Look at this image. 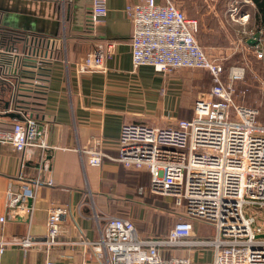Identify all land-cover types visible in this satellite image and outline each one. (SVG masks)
Here are the masks:
<instances>
[{
    "label": "crops",
    "instance_id": "crops-1",
    "mask_svg": "<svg viewBox=\"0 0 264 264\" xmlns=\"http://www.w3.org/2000/svg\"><path fill=\"white\" fill-rule=\"evenodd\" d=\"M241 1L229 7L204 0L202 6L184 9L187 17L197 20L195 37L209 56L239 61L240 55L242 60L246 54L257 58L256 43L264 50V28L257 29L254 4ZM142 2L107 0L105 17L91 25L92 0H0L4 26L51 38L53 52L44 68V105L37 113L48 147L18 150L0 142V264H42L46 259L97 264L80 239H97V219L101 224L106 215L131 219L141 238L167 236L170 218L162 213L167 200L149 192L150 174L127 169L116 160L120 127L127 121L166 125L190 119L195 99L208 92L211 82L204 69H133L131 9ZM244 12L247 19L241 21ZM256 32L260 35L252 43ZM98 42L113 43L103 59L104 70L77 73L74 63ZM3 88L0 85V96L8 99ZM250 101L238 100L244 105L254 103ZM2 106L0 102V113ZM14 120L0 115V128ZM94 139L101 141L104 153L98 165L89 164L86 153ZM51 205L69 207L52 245L45 243ZM205 227L194 223L192 239L208 234ZM24 237L34 244L23 247L19 241ZM166 254L182 253L172 248Z\"/></svg>",
    "mask_w": 264,
    "mask_h": 264
},
{
    "label": "built area",
    "instance_id": "built-area-1",
    "mask_svg": "<svg viewBox=\"0 0 264 264\" xmlns=\"http://www.w3.org/2000/svg\"><path fill=\"white\" fill-rule=\"evenodd\" d=\"M106 4L107 0H92L91 25L105 17ZM239 19L245 21L247 13H241ZM131 24L133 69L141 65L162 72L204 69L213 85L195 99L190 119L178 118L166 125L127 121L120 127L116 160L127 169L147 171L149 192L168 198L177 210L178 218L167 236L141 238L131 219L106 215L101 224L97 219L98 238H81L80 242L92 251L97 264H193L190 253L203 247L211 248V259L200 264H264V124L257 107L232 99V85L243 77L244 69L232 68L222 81V61L209 56L196 40L197 20L187 17L170 0L135 4ZM51 47V38L29 35L14 47L0 44L1 82L44 92V68L53 59ZM112 47V42H98L74 63L75 71L104 70V56ZM254 52L257 58L262 57L259 43ZM7 110L15 111L10 105ZM16 112L22 119L14 120L10 128H0V142L18 150L48 147L37 114ZM100 144L94 139L86 149L91 165L100 164L104 156ZM252 206L261 214H247ZM68 214L67 206L49 207L45 243H56L60 224ZM194 223L213 229L212 238L192 239ZM19 242L23 247L34 244L30 237ZM175 246L188 252L160 253V248ZM42 264L59 263L46 259Z\"/></svg>",
    "mask_w": 264,
    "mask_h": 264
},
{
    "label": "rangeland",
    "instance_id": "rangeland-1",
    "mask_svg": "<svg viewBox=\"0 0 264 264\" xmlns=\"http://www.w3.org/2000/svg\"><path fill=\"white\" fill-rule=\"evenodd\" d=\"M170 1L176 7L182 9L185 14H186L185 10H187L188 6H193L192 4L196 3L197 5H200V6L204 5V0H170ZM206 1L209 2V0H206ZM249 1L250 2H248V4L252 2L251 0ZM239 2H243V1L241 0H219L218 5L226 6L230 4L229 5L230 7V6L238 4ZM244 4L246 3L244 2ZM190 8L192 9V7ZM262 51L264 53L263 48H262ZM244 53L246 54L245 50H244ZM243 56L245 57L243 60H242V56L240 55L239 58L241 59L239 61L220 62L222 66L221 79L222 81L225 82L227 79L228 73L232 68L242 67L244 69L243 77L240 80L234 81L232 85L233 87L232 99L234 100V102L240 103L238 102V100L243 101V99L245 100L246 98H250L252 99V101L250 102L251 103L254 102V103L252 105L249 103L248 106H254V107H257L255 102H259L261 105V108L257 107L260 113L259 120L261 121V123L264 124V55H262V57H260L259 59L252 56V54H248V55L246 54ZM210 82H211L210 84V87H211L213 85V80H212L211 75H210ZM155 196L160 197L162 199L165 198L167 200L166 201L167 206L165 205L167 209H165L164 212L162 213L169 216L170 227H171L178 218L177 210L172 206L168 198L161 197L158 195H155ZM247 214H261V211H259L257 206H252L247 212ZM206 229L207 230L205 232H208V233L211 232L210 231L211 228L207 227ZM186 252L188 251L180 250V253L182 254ZM175 253H177V251H175ZM210 255H211V248L209 247H203L200 250L195 251L193 253V264H200L202 260H209L208 258L210 257Z\"/></svg>",
    "mask_w": 264,
    "mask_h": 264
},
{
    "label": "trees",
    "instance_id": "trees-1",
    "mask_svg": "<svg viewBox=\"0 0 264 264\" xmlns=\"http://www.w3.org/2000/svg\"><path fill=\"white\" fill-rule=\"evenodd\" d=\"M255 7V12L253 13V17L255 18L257 29L264 28V0H251ZM2 12L0 11V44L3 46H17L22 40L25 39V36L29 35L31 37L40 38L43 40L45 36L38 35L31 32L22 31L15 28L6 27L2 24ZM0 85L3 88V91L8 93L9 96V105L10 107L19 112L31 111L35 114L40 112L44 105L45 93L36 91V90H27L21 89L18 86L9 85L5 86L1 80ZM11 126H5L4 128H10ZM162 208V207H161ZM213 236V231L208 234L197 235V238L200 239H210ZM174 248L177 253L180 252L183 247L175 246V247H166L160 248V252L162 254L166 253ZM163 250V252H162Z\"/></svg>",
    "mask_w": 264,
    "mask_h": 264
},
{
    "label": "water",
    "instance_id": "water-1",
    "mask_svg": "<svg viewBox=\"0 0 264 264\" xmlns=\"http://www.w3.org/2000/svg\"><path fill=\"white\" fill-rule=\"evenodd\" d=\"M259 32H256L254 34V37L252 39H250V42L255 43L259 37ZM0 102L2 103L4 109H6L3 113H0L1 116L3 117H8L11 119H15V120H21L22 116L20 115V113L16 112V111H8V105H9V101L8 99H4L2 96H0Z\"/></svg>",
    "mask_w": 264,
    "mask_h": 264
}]
</instances>
